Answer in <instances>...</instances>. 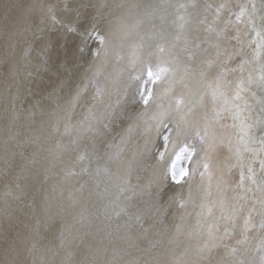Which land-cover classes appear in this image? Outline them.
I'll use <instances>...</instances> for the list:
<instances>
[{
  "label": "snow or ice",
  "instance_id": "1",
  "mask_svg": "<svg viewBox=\"0 0 264 264\" xmlns=\"http://www.w3.org/2000/svg\"><path fill=\"white\" fill-rule=\"evenodd\" d=\"M245 15L246 10L241 8L235 21H230L237 27V35L234 37L237 41H239V24L243 22L242 18ZM2 19L8 28L10 48L15 46L12 43L14 38L21 36L19 26L23 23V35L28 40L23 56L27 58L33 51H37L38 56L45 58L42 63L46 73L49 72L48 59L52 55H55L56 65L55 71L51 72L47 79L43 76L37 79L34 87L28 90L29 95L19 106L16 101L21 99L20 81L14 79L15 64L9 67L8 76L13 78L12 83L5 80L9 104L5 112L10 114L9 135L0 144V165L11 169L15 157L19 155L23 158L24 156L23 151L17 152V149L35 144L37 151H43L44 144L49 143L53 138L57 139L47 151L53 153L57 160L63 162L65 154L76 153L74 160H71L62 171L64 182L75 179L79 186L69 189L67 194L63 187L54 186L51 192L55 195L49 194L45 197L42 207L33 209L34 212L40 211L46 216L51 213L50 219L59 216L61 227L55 237L59 241L58 244L50 239L47 243H43L46 237L39 234V221L37 222L33 229L31 246L27 249L31 264H54L66 246L76 243L77 240L83 243L92 234L91 228L96 222H101L106 229H110L107 231L109 237L114 231L124 246L114 249L110 259L97 261L93 257L89 264H119V260L124 256L130 257L127 264H141L142 257H148L143 264H264V155H261L264 153V138L259 141L260 148L252 150L253 156L248 159L244 157L243 151L248 150L247 139L251 137L245 133L238 137L235 144L229 139L226 146L229 153L233 155H230L221 167L216 153L218 147L225 144V141L217 135L214 125L219 124V120L223 118L222 112L214 110V118L209 119L205 116L203 120L198 119L195 116L196 104L193 102L188 84V81L197 74L201 77L208 75L209 70L215 65V68L219 69L216 87L213 88L210 83L207 87L212 88L213 100L223 97L224 93L220 89L229 71L224 65L227 64V60H231L227 48H221L217 43L215 45L217 59L205 61L203 67L193 71L182 63L181 54L173 51L176 43L168 41L164 30L161 29L158 33L146 37L137 34L139 42L132 45L131 55H129L124 52L123 47L124 42L129 38L128 25L123 19L116 21L109 19L108 27L106 29L101 27L104 15L101 8L96 7L90 0H60L59 7L45 5L43 0H40L39 4L33 3L27 7L19 0H7L4 4ZM179 19L184 21L185 18L180 16ZM180 27L183 28V24ZM209 31L214 29L209 26ZM257 36L259 39L253 41L256 45L255 50L264 52V29L258 32ZM179 40L180 36L174 37V41ZM190 51L187 46L181 49L183 56H189ZM154 55L155 63L152 62ZM85 56L90 57L86 72H91L92 78H98L101 68L110 60L117 64L131 62L133 70L138 73L135 76L130 74V78L139 81L137 94L146 107L135 116L128 117L127 127L119 134V144L113 142L107 145L109 149H117L107 156L108 162L115 165V172L108 163L104 166L100 165L101 157L95 151L89 153L87 150H80L78 141L86 134L99 137L111 131V124L120 118L117 112L118 106L122 103L121 97L117 98L115 104H109L111 119H108L107 123L102 121L85 123L76 138L70 139L67 144H64L62 139L70 136L68 123L63 125V132L57 122L43 139L40 136H36L35 140L28 137L23 142L17 139L20 133L14 131L16 121L22 112H27L25 122L30 127L37 112L42 111L41 106L45 101L51 99L55 102L59 99L60 92L81 69ZM221 56H227L224 65H221L219 61ZM2 64L3 62L0 61V65ZM261 80L264 81V76ZM157 82L170 85L166 90L167 108L180 114V120L172 129H169V135L163 136L165 151L158 153V159L152 166L149 179L141 184L140 177L137 175L136 182L133 183L134 165L137 156L142 153L137 146L131 160L127 161L121 154L129 146L131 134L140 129L141 121L145 125L143 131L146 134L150 133L154 127L148 122L149 119L163 123L152 112L157 106L163 107L160 103L161 96L154 95L153 91L146 87L157 85ZM13 86L16 88L15 93L12 92ZM104 93L105 89L97 86L93 99ZM207 94L205 91L200 96L201 106H203L204 95ZM237 98H239L238 92ZM173 133L177 137L183 136L184 139L180 143L173 141V152L166 157V145L169 142V136ZM172 155L175 156L174 161L171 159ZM94 156L95 167L93 166ZM233 156L235 163H230ZM184 161L193 165L191 173L188 168L177 167V162L182 165ZM32 162L34 161H29V163ZM233 167L240 170L238 183L227 178ZM2 172L3 169H0V173ZM197 173L203 195L199 211L195 213V226L188 237L190 240L197 239L198 244L194 251L199 259L196 261L185 259L188 251L185 250L179 255L172 253L171 259L165 256L161 261L159 256L153 255L155 250L165 243V237H168L167 244L170 245L181 233L180 224L175 226L174 235L168 231L165 224L168 206L175 203L179 208H185L192 202L191 183ZM84 177L87 179H83ZM185 185L189 186L186 199L182 198L180 191ZM169 186L176 189L171 195L165 192ZM229 192L235 195L229 197ZM5 196L10 200L20 199L19 196L13 195L11 189L5 193ZM93 198L95 202H99L100 207L96 214L90 217L86 214V202H93ZM5 203L7 204L8 201ZM53 207L56 209L54 213L51 212ZM3 211L7 213L8 208ZM180 219L183 221L184 217L181 216ZM114 221L116 223H113ZM99 230L97 228V231ZM254 231L260 234V242L251 249L250 233ZM237 235L240 236L239 239H236ZM233 239L235 244L226 243ZM142 242H144L143 245ZM38 245L41 246L38 247ZM218 249H226L219 259H217ZM88 250L92 251L91 248ZM20 255L21 250L17 239L6 237L0 248V256L3 257L0 264H19ZM68 255L70 257L72 254L68 253Z\"/></svg>",
  "mask_w": 264,
  "mask_h": 264
},
{
  "label": "bare ground",
  "instance_id": "2",
  "mask_svg": "<svg viewBox=\"0 0 264 264\" xmlns=\"http://www.w3.org/2000/svg\"><path fill=\"white\" fill-rule=\"evenodd\" d=\"M6 2L7 0H0V61L3 62L0 65V144L9 135L10 114L5 112V108L9 106L5 80L7 79L9 83H12L13 79L8 76L9 67L15 64L16 77L14 79L20 81L19 92L21 99L16 101L19 106L23 104L24 98L29 95L28 90L34 87L37 79L41 76L47 79V76L55 71L56 65L55 55H52L48 59L49 72L46 73L42 63L45 58L38 56L37 51H33L27 58L23 56V51L28 43V40L23 35V23L19 26L22 33L21 36L14 38L12 41L15 45L14 47H9L8 28L2 19ZM19 2L27 7L33 3L39 4L40 0H19ZM43 2L45 5L60 6V0H43ZM90 2L101 8L104 15L101 27L106 29L109 19L113 21L123 19L124 23L128 25L129 38L124 42L123 47L124 52L129 53V55H131L130 49L132 45L139 42L137 34L146 37L158 33L161 29L164 30L165 38L168 41L176 43V48L173 51L181 54L183 57L182 63L193 71L203 67L205 61L217 59V48L215 47L217 43L220 44L221 48H227L228 54L231 55V60H227V56L219 57L221 65H224L225 60H227V64L224 66L229 69L220 89L224 93L223 97L213 100L211 95L212 88L207 87L209 84L208 80L213 81V83H210L213 88L216 87L219 69H216L215 65L205 77L197 74L188 81L193 102L196 104L195 116L198 119L203 120L205 116L209 119L214 118V110L222 112L223 118L219 120V124L214 126L217 135L225 141V144L218 147L216 153L217 161L223 167L227 158L233 155L227 149V141L231 139L233 144H235L239 136L245 135V133L248 134L250 125L246 122V118L251 121L249 107L244 115V102L247 101V98L242 94V92L246 91V82L249 79L248 65L250 62L247 60L239 61L236 58L235 51L239 48L241 42L239 39L237 43H234V38L231 36L230 31L237 29V27L232 25L224 33L219 30V27H221L220 20L225 14L224 7L227 5L226 2L221 0H90ZM180 16L185 18L184 21L179 19ZM181 24H183V28L180 27ZM209 26L214 31H209ZM241 26L242 23L239 24V29ZM175 36H180V40L174 41ZM186 46L191 50L189 56H183L181 52V49ZM88 61H90V57L85 56L81 69L60 92L58 100L53 102L49 99L42 104V111L37 112L30 127L25 122L27 112H22L16 121L14 131L20 133L17 139L23 142L28 137L35 140L36 136H40L43 139L57 122H59L63 132V125L68 123L70 125V136H65L62 139V142L67 144L70 139L76 138L85 123L89 121L107 123L108 119H111L109 104H115L117 98L121 97L122 103L118 106L119 111L117 112V116L120 118L111 124V131L107 135L99 137L86 134L78 141L80 150H87L89 153L95 151L101 157L99 160L100 165L104 166L108 163L112 171L115 172V165L108 162L107 156L117 149H109L107 145L113 142L119 144V134L127 127L129 123L128 117L135 116L146 107L137 94L139 81L130 78V74L135 76L138 73L133 70L131 62L117 64L115 61L110 60L101 68L100 76L92 78V73L86 72ZM152 62H156L155 55L152 57ZM97 86H102L105 89V93L93 99ZM146 87L150 88L154 95L161 96L160 103L163 107L157 106L153 108L152 112L163 123H157V121L149 119L148 122L154 127L150 133L146 134L143 131L145 125L141 121L140 129L135 130L131 134L129 146L121 154L124 160H131L133 151L137 146L139 147L142 154L137 156L134 165L133 183L136 182L135 178L139 175L141 184L151 176L152 166L158 159V153L165 151L163 136L169 135V129H172L180 120V114L167 108L168 95L166 90L170 87L169 84L157 82V85H148ZM78 91L79 95H77ZM205 91L208 94L204 95L203 106H201L199 98ZM12 92H16L15 86H13ZM237 92L239 93V98H237ZM226 98H231V100L237 98L238 103L236 101L234 106H230ZM225 109H228V111H225ZM161 113L166 114L161 116ZM220 125H224V127H220ZM56 139L53 138L49 143L44 144L43 151H37L35 144H29L23 149H17V152L23 151L24 156L21 158L17 155L11 169L0 165V169H3V172L0 173V248H2L6 237L17 239L21 250V255L18 258L19 264H31V257L27 249L31 246L33 229L38 221L39 234L46 237L43 243H47L49 239L53 243H59L55 237L61 227L60 217L56 216L50 219L51 213L46 216L43 212H34L33 209L42 207L45 197L49 194L55 195L51 192L54 186L63 187L65 194H67L69 189L79 186L75 179L64 182L62 171L71 160H74L76 153L65 154L63 162H61L56 159L53 153L47 151L49 147L54 145ZM183 139V136L177 137L174 133L169 136V142L166 145V157L173 152L172 142L180 143ZM247 147L248 150L243 151V153H248L252 156L254 148L250 145L248 139ZM176 151L178 152L179 149L177 148ZM171 159L174 161L175 156L172 155ZM93 160V166L95 167V156ZM29 161L34 162L29 163ZM230 163H233V159ZM181 166L188 168L191 173L193 165L187 161H184L182 165L177 162V167ZM233 169L235 172H230L227 178L234 183H238L239 175L236 174V171H239V168ZM83 179H87V177ZM17 185H19V188H17ZM199 185L200 177L197 173L196 178L191 183L192 202L188 203L185 208H179L175 203H171L168 206V216L165 218L168 231L174 235L175 226L180 224L181 233L178 237H175L170 245L167 244L168 237H165V243L155 250L153 255L159 256L161 261H163L165 256L171 259L172 253L179 255L185 250H188L187 256L184 257L185 259L192 261L199 259L194 251L198 241L195 238L190 240L188 237V234L195 226V213L199 211V204L203 195ZM188 187V185H185L183 189H180L184 199L187 198ZM9 189L12 190L13 195L19 196L20 199L10 200L9 197H6L5 193ZM175 190L169 186L165 189V192L167 195H171ZM233 195L235 193H228L229 197ZM249 195L251 196V193ZM165 199H167V196H165ZM5 201H8V203L6 204ZM86 204V214L93 217L100 207L99 202H95V198H93V202H86ZM5 208H8L7 213L3 211ZM55 211L56 209L53 207L51 212L54 213ZM181 216L184 217L183 221L180 219ZM113 223L116 222L114 221ZM97 228L100 230L97 231ZM109 230L101 222L94 223L91 228L92 234L83 243L77 240L76 243L66 246L61 251L60 256L56 258L54 264H89L93 257L97 261L110 259L114 249L123 248L124 245L123 242L119 241L114 231L113 235L109 237L107 235ZM250 235L252 236L250 248L254 249L260 242V234L254 231ZM231 244H235V240ZM40 246L38 245V247ZM89 248H91V252H89ZM225 251L226 249H223L222 255ZM68 253L72 255L69 257ZM2 259L3 257L0 256V260ZM129 259L130 257L124 256L119 260V264H127ZM146 259L148 257H142L141 264Z\"/></svg>",
  "mask_w": 264,
  "mask_h": 264
},
{
  "label": "water",
  "instance_id": "3",
  "mask_svg": "<svg viewBox=\"0 0 264 264\" xmlns=\"http://www.w3.org/2000/svg\"><path fill=\"white\" fill-rule=\"evenodd\" d=\"M221 1H225L227 4L224 7L225 14L220 20L221 27H219V30L223 33L231 28L233 24L230 23V21H235L236 15L239 14L241 8L246 10V15L242 18V26L239 29V39L241 43L239 48L235 51V55L239 61L247 60L250 62L248 65L249 79L246 82V91L242 92V94H244L247 98V101L244 102V115L246 113V109L249 107V117L251 119L250 121L246 118V122L250 125L248 135L251 138L248 140L254 150H258L260 148L259 141L261 138H264V81L261 80V77L264 76V52L256 51V45L253 41L259 39L257 33L264 29V0ZM230 34L234 38L237 35V29H232ZM237 42L238 41L234 39V43ZM208 81L209 83H213L212 80ZM226 101L230 106H234L236 101L238 103L237 98L232 100L231 98H226ZM243 155L246 159L253 156H250L248 153H243ZM261 155H264V153H261ZM233 163H235L234 156ZM233 168L231 169V173L235 172ZM239 171H236L237 175H239ZM237 231H239V229H237ZM239 238V235H237L236 239ZM234 240L235 239L228 240L226 243L231 244ZM222 251L223 249H219V251L217 250V258L222 256Z\"/></svg>",
  "mask_w": 264,
  "mask_h": 264
}]
</instances>
